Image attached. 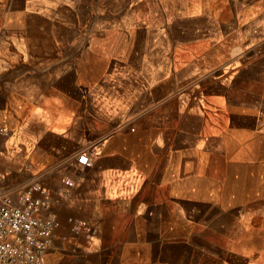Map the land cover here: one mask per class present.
<instances>
[{
    "label": "crops",
    "instance_id": "crops-1",
    "mask_svg": "<svg viewBox=\"0 0 264 264\" xmlns=\"http://www.w3.org/2000/svg\"><path fill=\"white\" fill-rule=\"evenodd\" d=\"M12 30L0 28V146L17 144L27 165L23 170L4 162L0 176L10 184L20 180L48 189L61 222L49 264H156V257L171 264L172 250L188 245V224L202 228L197 238H207V231L210 238H264V74L255 80L263 94L243 87L253 104L226 100L229 124L220 133L212 117L206 134L196 100L204 98L200 83L207 75L185 74L200 63L163 61L162 72L152 68L139 87L137 72L114 77L105 61L102 71L92 68L101 60L74 59L68 43L8 42ZM257 62L262 64L258 59L241 66L246 70ZM218 82L210 75L211 85ZM232 83L221 94L215 87L210 97L227 98L235 90ZM172 101L178 106L171 108ZM236 117L244 120L242 126ZM223 137L243 147V156L226 160L241 171L224 174L213 167ZM82 154L91 166L78 163ZM64 178L75 183L66 196ZM220 183L227 193L232 188L230 194L248 197L220 209L212 201ZM188 204L209 219L188 218ZM69 217L89 222L97 236L73 234ZM180 228L185 234L176 237ZM230 253L240 264H264L260 248Z\"/></svg>",
    "mask_w": 264,
    "mask_h": 264
},
{
    "label": "rangeland",
    "instance_id": "rangeland-1",
    "mask_svg": "<svg viewBox=\"0 0 264 264\" xmlns=\"http://www.w3.org/2000/svg\"><path fill=\"white\" fill-rule=\"evenodd\" d=\"M2 27L16 29L7 36L8 42L68 43L74 46V59L101 60L100 66L94 63L92 68L102 71L105 61L107 73L114 77L137 72L139 87L144 83L143 77L151 74L152 68L162 72L163 61L171 64L200 63L202 66L199 68L192 65L186 68L185 74L207 75L200 83L204 98L196 100L206 134L210 133L212 117L213 125L214 122L220 125V133L221 127L229 124L226 100L234 106L248 105L255 101L252 93L263 94L255 80L264 74V42L261 43L264 37V0H0ZM258 59H261L262 66L259 62L252 63L255 65L246 70L241 66L243 61ZM81 69L84 68L81 66ZM210 75L219 82L211 85ZM232 82L235 90L228 93L227 98L223 95H219L218 100L210 97L215 87L218 86L221 94L225 87L233 85ZM245 86L252 93H243ZM188 93L193 100V94ZM170 106L175 108L178 105L172 101ZM243 123V119L235 118L237 126ZM218 149V161H212L213 167L224 174L231 170L241 171L240 167L229 165L226 160L234 155L243 156V147L223 137L218 142ZM206 157L210 159L209 155ZM10 161L14 167L23 170L27 165L17 144L6 148L0 146V168L4 162L9 166ZM27 183L18 180L10 184L1 176L0 191L22 189L29 186ZM232 190L235 189L231 188L228 194L221 189L220 183L212 201L220 209L232 201L243 203L247 195L244 196L243 192L230 194ZM188 208V218L197 219V214L199 220L209 219L206 214L196 213L190 204ZM182 229L177 230L176 237L185 234ZM201 230L188 224V245L184 251L182 248L180 251L172 250L171 264H215L221 260L240 264L242 259L234 258L230 252L264 250V238H216L214 235L210 238L211 231L206 232L207 238H197ZM161 260L156 257V264H161Z\"/></svg>",
    "mask_w": 264,
    "mask_h": 264
},
{
    "label": "built area",
    "instance_id": "built-area-1",
    "mask_svg": "<svg viewBox=\"0 0 264 264\" xmlns=\"http://www.w3.org/2000/svg\"><path fill=\"white\" fill-rule=\"evenodd\" d=\"M78 163L91 166L90 157L82 154ZM63 184L65 195L75 186L70 178H64ZM48 196V189L38 183L0 192V264H49L46 257L61 222ZM67 221L75 235L84 233L89 239L98 234L84 219L69 217Z\"/></svg>",
    "mask_w": 264,
    "mask_h": 264
}]
</instances>
